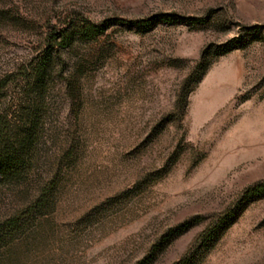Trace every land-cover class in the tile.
Segmentation results:
<instances>
[{
	"label": "rangeland",
	"instance_id": "374dc122",
	"mask_svg": "<svg viewBox=\"0 0 264 264\" xmlns=\"http://www.w3.org/2000/svg\"><path fill=\"white\" fill-rule=\"evenodd\" d=\"M0 129V264H264V0H0Z\"/></svg>",
	"mask_w": 264,
	"mask_h": 264
},
{
	"label": "trees",
	"instance_id": "16d2710c",
	"mask_svg": "<svg viewBox=\"0 0 264 264\" xmlns=\"http://www.w3.org/2000/svg\"><path fill=\"white\" fill-rule=\"evenodd\" d=\"M103 30L104 28H99L91 23H82L76 25L75 27L73 26L69 29L59 31L58 33L54 34V36L50 35L48 37L49 40L47 41L45 50H43L42 56L39 59V63H37L34 69L37 85H40L45 75H47L48 71L51 69L56 53L60 49H64L65 47H68L72 44V34H78L85 37H93L103 32ZM55 45H57L58 48ZM204 72L205 67L200 72V79L204 75ZM3 141L4 135L2 129H0V142Z\"/></svg>",
	"mask_w": 264,
	"mask_h": 264
}]
</instances>
